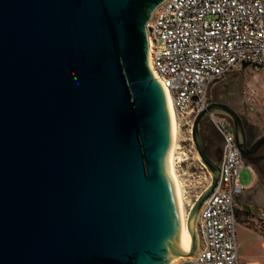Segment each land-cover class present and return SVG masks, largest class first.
<instances>
[{
	"label": "water",
	"instance_id": "obj_1",
	"mask_svg": "<svg viewBox=\"0 0 264 264\" xmlns=\"http://www.w3.org/2000/svg\"><path fill=\"white\" fill-rule=\"evenodd\" d=\"M167 0H0V264H172L198 250L197 221L221 164L201 124L242 117L212 103L193 143L212 183L181 222L171 121L150 66L148 24ZM264 160V158H262Z\"/></svg>",
	"mask_w": 264,
	"mask_h": 264
},
{
	"label": "built area",
	"instance_id": "obj_2",
	"mask_svg": "<svg viewBox=\"0 0 264 264\" xmlns=\"http://www.w3.org/2000/svg\"><path fill=\"white\" fill-rule=\"evenodd\" d=\"M148 40L153 74L173 98L178 143L189 142L196 151L193 126L212 104L211 87L239 64L264 69V0H167L148 24ZM246 98L253 100L254 92ZM210 120L224 141L220 181L199 213L197 253L174 264H241L236 199L247 189L241 171L253 173V168L241 156L231 121L216 115ZM204 179L207 190L212 183L208 169ZM201 194L194 201L184 198L188 214Z\"/></svg>",
	"mask_w": 264,
	"mask_h": 264
},
{
	"label": "rangeland",
	"instance_id": "obj_3",
	"mask_svg": "<svg viewBox=\"0 0 264 264\" xmlns=\"http://www.w3.org/2000/svg\"><path fill=\"white\" fill-rule=\"evenodd\" d=\"M250 91L254 92L255 98L248 101L246 93ZM209 97L212 103H221L233 108L247 123L254 126L257 136H264V69L256 70L252 66L246 67L239 64L229 76L211 87ZM204 122L205 125L216 131L210 117L206 118ZM175 155L176 171L183 192L185 191L184 198L194 201L207 187V182L204 179L207 168L196 151L191 149L189 142L178 143ZM255 171L257 170L255 169ZM259 180L262 181L260 177ZM240 182L245 187L253 182V174L250 169L244 168L241 171ZM256 226L252 225L251 228L256 231L258 240L254 241L256 246L250 248L249 251L252 256L264 264V252L262 251L264 249V227L259 229L260 225ZM239 230L241 233V229ZM260 240L263 241L262 244Z\"/></svg>",
	"mask_w": 264,
	"mask_h": 264
},
{
	"label": "crops",
	"instance_id": "obj_4",
	"mask_svg": "<svg viewBox=\"0 0 264 264\" xmlns=\"http://www.w3.org/2000/svg\"><path fill=\"white\" fill-rule=\"evenodd\" d=\"M252 174L253 182L246 187L245 193L236 199V210L238 215L236 235L239 261L241 264L244 262L246 264H263L262 261L257 260L258 258L252 256L249 251L250 248L256 246L254 241L258 240L256 231L251 228V226L260 225V227H258L259 229L264 227V178H262L254 168ZM259 177L262 181L259 180ZM248 206H252L251 212L248 211ZM239 229H241V233ZM260 243L262 244L263 241L260 240ZM262 251L264 252V249H262Z\"/></svg>",
	"mask_w": 264,
	"mask_h": 264
},
{
	"label": "bare ground",
	"instance_id": "obj_5",
	"mask_svg": "<svg viewBox=\"0 0 264 264\" xmlns=\"http://www.w3.org/2000/svg\"><path fill=\"white\" fill-rule=\"evenodd\" d=\"M157 80L160 83V78L157 74H154ZM167 109L170 116L171 121V153H170V175L173 179L175 189H176V197H177V205H178V214L181 222V251L188 254L192 249V236L187 228V217L188 212L185 207V201H184V192L183 187L180 182L179 176L176 171V162H175V151L176 146L178 144V128L176 124V112L173 104V98L169 90L163 89ZM199 156V155H198ZM199 159V157H198ZM177 261V260H176ZM176 261H174L172 264H174Z\"/></svg>",
	"mask_w": 264,
	"mask_h": 264
},
{
	"label": "flooded vegetation",
	"instance_id": "obj_6",
	"mask_svg": "<svg viewBox=\"0 0 264 264\" xmlns=\"http://www.w3.org/2000/svg\"><path fill=\"white\" fill-rule=\"evenodd\" d=\"M243 119V118H242ZM205 121V120H204ZM201 124L202 137L206 147L207 154L216 162L221 164L224 156V141L222 136L212 129L210 126L205 125V122ZM232 123V122H231ZM243 123L246 130L247 147L251 148L253 144L262 136H257L255 134V129L252 124L247 123L243 119ZM233 125V123H232ZM222 139H221V138ZM255 166L254 169L257 173L264 178V146L252 157ZM248 197V196H247ZM249 199V197H248ZM248 211H252V206L247 207Z\"/></svg>",
	"mask_w": 264,
	"mask_h": 264
},
{
	"label": "trees",
	"instance_id": "obj_7",
	"mask_svg": "<svg viewBox=\"0 0 264 264\" xmlns=\"http://www.w3.org/2000/svg\"><path fill=\"white\" fill-rule=\"evenodd\" d=\"M243 66H246V67H248V66H250L249 64H242ZM238 216V215H237Z\"/></svg>",
	"mask_w": 264,
	"mask_h": 264
}]
</instances>
